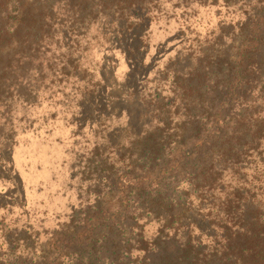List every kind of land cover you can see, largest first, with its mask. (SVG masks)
<instances>
[{"label": "trees", "instance_id": "obj_1", "mask_svg": "<svg viewBox=\"0 0 264 264\" xmlns=\"http://www.w3.org/2000/svg\"><path fill=\"white\" fill-rule=\"evenodd\" d=\"M200 8L217 22L179 41L153 91L140 82V127L102 138L113 150L97 148L48 240L5 226L0 264H264V0H0V151L14 86L52 49L81 47L95 24L141 37L155 11L187 23Z\"/></svg>", "mask_w": 264, "mask_h": 264}, {"label": "rangeland", "instance_id": "obj_2", "mask_svg": "<svg viewBox=\"0 0 264 264\" xmlns=\"http://www.w3.org/2000/svg\"><path fill=\"white\" fill-rule=\"evenodd\" d=\"M157 12L141 37V28L123 36L116 26L95 24L81 47L52 49L43 57L45 65L29 72V81L23 76L14 86L16 135L10 149L0 151V242L5 226L28 224L41 231L39 238H48L46 229L50 233L59 226L69 205L80 201L81 173L98 147L107 148L102 138L121 131L119 144L127 131L140 127L139 118H146L140 82L149 77L147 91H153L159 86L158 71L176 55L179 41L186 40L187 47L196 35L194 27L205 33L217 22L204 8L199 23ZM133 46H139L136 56L129 55ZM73 50L80 61H69ZM132 68L138 74H131ZM95 90L91 105L87 94Z\"/></svg>", "mask_w": 264, "mask_h": 264}]
</instances>
